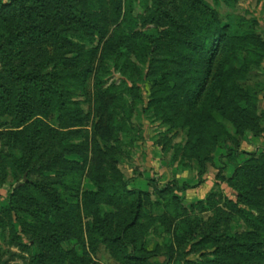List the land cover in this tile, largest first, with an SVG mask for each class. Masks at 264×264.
<instances>
[{
  "label": "rangeland",
  "instance_id": "obj_1",
  "mask_svg": "<svg viewBox=\"0 0 264 264\" xmlns=\"http://www.w3.org/2000/svg\"><path fill=\"white\" fill-rule=\"evenodd\" d=\"M11 1L0 72L10 52L59 73L66 44L78 66L61 86L81 121L64 128L38 83L18 111L0 75V264H264V0H120L118 16L112 0H65L68 24ZM210 68L214 88L233 76L243 123L200 90ZM125 186L145 193L122 243Z\"/></svg>",
  "mask_w": 264,
  "mask_h": 264
},
{
  "label": "trees",
  "instance_id": "obj_2",
  "mask_svg": "<svg viewBox=\"0 0 264 264\" xmlns=\"http://www.w3.org/2000/svg\"><path fill=\"white\" fill-rule=\"evenodd\" d=\"M65 0H42L41 6L46 9V11L49 9L48 5L53 7V14L54 18H61L62 21H66L68 24L70 21H72V17L70 15H74L73 19L79 17V14L77 12V8L74 5H69V9L65 5ZM57 3V4H56ZM112 3L115 8L116 15L121 14V5L120 0H112ZM23 5V0H12L10 3H5L3 7H10L13 11H16L18 9V6ZM70 17V20L68 18ZM17 44H15L16 47ZM23 45V44H22ZM26 45V44H25ZM58 49V57L56 58V62L54 63L56 65H62L61 69L58 70L59 73H55L52 70L53 66H50L48 70H45L46 64H39L38 62H32L30 65V68L27 69V66L23 63L21 64H15L12 59V56L10 52H5V56L8 59L4 66L3 71L0 72V75L4 77L5 73L10 74L14 77V80L17 84H14L12 87L8 86V90L14 93L13 99H15V103L17 106H15L18 111H21L22 113H25V111H29L33 109L31 107V104L26 101V97H29L31 99V96H29V89L30 84H42L44 87H48L50 98H52L53 93L55 96V109L59 113V117L61 120V123L64 128H69L71 126H74L76 123H79L81 121V116L79 113V110L77 112H71V105L72 102L70 99H67L64 94V87L63 80L66 82L68 73L67 69L70 67L74 68L77 65L78 58L74 61L73 58H68L67 54L71 53L69 50L65 49L66 44H56ZM42 53L46 54V51L39 50ZM211 52L208 56V61L210 63H213L214 60V54ZM228 56V55H227ZM47 57H45L46 59ZM11 61V62H10ZM211 65V64H209ZM211 74L212 70L211 68L209 70H206L205 74V80L200 85V90H208V93L211 97L213 107L215 109H218L224 113L228 119H233L238 123H243L245 120L243 118L244 112L246 107L242 106L244 105V101H242V98H237V101L235 99V94L239 95V92H235L236 86L232 83L233 76L232 75H226L225 77L219 79L216 87H213L214 78H212L211 81ZM56 77V79H54ZM209 82V85L207 86V83ZM60 84V86H59ZM212 84V85H211ZM2 86H4L2 84ZM62 87V88H61ZM235 99V102L233 101ZM48 101V100H47ZM8 109L10 108L9 104L6 106ZM26 111V112H27ZM24 186L20 185L19 188L16 191H19L23 189ZM116 192H113V194ZM145 192H143L139 188H128L125 186V192L122 194V200L127 201L128 199H132V206L134 207L132 213L130 216L125 219L123 222H121L119 229L117 230V239L121 240L122 243H127L126 240V234L127 231H129L132 227H134L139 219H140V206L142 203V196ZM131 196V197H128ZM35 198H32L34 200ZM33 202V201H32ZM107 221V214L102 213V216H100L97 220L98 225L104 224V227H109L106 224ZM95 227V226H94ZM95 232L97 229H94ZM261 258L264 259V253H261Z\"/></svg>",
  "mask_w": 264,
  "mask_h": 264
},
{
  "label": "water",
  "instance_id": "obj_3",
  "mask_svg": "<svg viewBox=\"0 0 264 264\" xmlns=\"http://www.w3.org/2000/svg\"><path fill=\"white\" fill-rule=\"evenodd\" d=\"M25 180H26V179H25ZM20 185H22V183H21V184H19V186H20Z\"/></svg>",
  "mask_w": 264,
  "mask_h": 264
}]
</instances>
